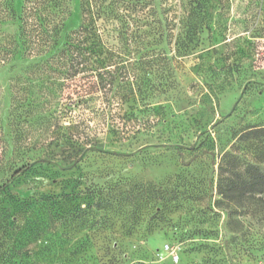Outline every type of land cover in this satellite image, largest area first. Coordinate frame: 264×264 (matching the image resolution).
Masks as SVG:
<instances>
[{"label": "rangeland", "instance_id": "1", "mask_svg": "<svg viewBox=\"0 0 264 264\" xmlns=\"http://www.w3.org/2000/svg\"><path fill=\"white\" fill-rule=\"evenodd\" d=\"M210 1V30L180 53L172 45L173 88L149 100L154 112L137 108L136 119L125 120L128 105L117 97L84 101L94 78L79 73L66 81L49 129L23 123L24 146L8 151L0 186L43 158L67 127L107 153L88 152L68 170L36 163L10 180L0 264H264V193L219 194L220 183L238 182L248 165L264 171V0ZM188 2L167 0L175 39L179 5ZM14 5L19 10L20 0ZM70 11L68 30L79 24V0ZM12 77L0 74V116ZM25 81L16 80L18 95L29 90L19 85ZM107 107L111 120L100 117ZM47 197L56 204H35ZM27 206L31 214L21 216ZM49 211L59 214L52 238Z\"/></svg>", "mask_w": 264, "mask_h": 264}, {"label": "trees", "instance_id": "2", "mask_svg": "<svg viewBox=\"0 0 264 264\" xmlns=\"http://www.w3.org/2000/svg\"><path fill=\"white\" fill-rule=\"evenodd\" d=\"M210 2L189 0L186 5H179L184 16L176 23L183 31L175 39V17L169 19L167 15V0H79L80 21L72 30L66 26L71 0H20L19 10L15 9L14 0H0V74L8 71L13 76L7 87V110L0 116V174L8 151L22 150L24 146L20 141L23 123L45 129L54 124L53 106L68 78L76 74H82L81 79L94 78L84 101H92L94 94L106 99L117 97L128 105L121 117L125 120L136 119L137 108L154 112L149 100L173 88L172 45L180 53L198 34L210 30ZM10 26H15L14 30L6 31ZM22 77L27 81L19 85L29 90L24 88L18 95L20 89L15 90V82ZM100 117L111 120L115 116L107 107ZM108 130L115 132L112 126ZM70 131L67 127L57 134L46 145L49 150L43 158L14 169L0 186V229L13 210L9 205L14 203L4 207L2 200L9 198L8 184L15 176L36 163L68 170L88 152L107 153L98 141L86 143L81 133ZM63 151L65 155H61ZM238 178V182L228 178L220 183L219 194L226 198L236 190L264 193V171L248 165ZM56 201L55 197L37 198L35 204L48 206ZM31 207L18 211L23 213L21 216L31 214ZM48 214V233L52 238L56 234L53 220L59 219V214Z\"/></svg>", "mask_w": 264, "mask_h": 264}, {"label": "built area", "instance_id": "3", "mask_svg": "<svg viewBox=\"0 0 264 264\" xmlns=\"http://www.w3.org/2000/svg\"><path fill=\"white\" fill-rule=\"evenodd\" d=\"M172 261L177 262V257L173 255L172 256Z\"/></svg>", "mask_w": 264, "mask_h": 264}, {"label": "water", "instance_id": "4", "mask_svg": "<svg viewBox=\"0 0 264 264\" xmlns=\"http://www.w3.org/2000/svg\"><path fill=\"white\" fill-rule=\"evenodd\" d=\"M241 96H242V94L240 95V97L238 98V100H237V102L236 103H238L239 101H240V99H241ZM234 108V107H233ZM232 108V109H233Z\"/></svg>", "mask_w": 264, "mask_h": 264}]
</instances>
